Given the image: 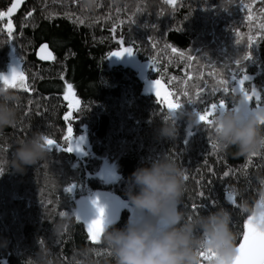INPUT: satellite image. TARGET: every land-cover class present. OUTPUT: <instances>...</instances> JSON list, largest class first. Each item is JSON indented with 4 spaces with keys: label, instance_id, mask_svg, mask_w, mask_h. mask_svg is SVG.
<instances>
[{
    "label": "trees",
    "instance_id": "16d2710c",
    "mask_svg": "<svg viewBox=\"0 0 264 264\" xmlns=\"http://www.w3.org/2000/svg\"><path fill=\"white\" fill-rule=\"evenodd\" d=\"M0 13L12 23L6 28L0 19V75L14 58L23 76L21 87L2 86L14 97L17 120L0 130V264H43L41 256L53 264H113L102 232L92 240L76 217L77 203L103 186L119 206L106 224L123 227L136 213L128 177L165 153L187 177V217L228 209L239 245L249 217L244 202L251 207L264 193V149L249 157L221 149L212 105L234 107L240 91L249 105L257 102L254 91L264 97V0H95L91 7L85 0H0ZM43 42L50 63L35 59ZM126 47L147 63L144 79L111 59ZM153 81L165 98L144 91ZM67 87L75 109L67 107ZM166 101L185 113L175 120L174 140L158 135L173 114ZM36 131L54 144L18 171L14 150ZM76 135L87 140L84 156L63 150ZM102 161L116 174L107 186L96 176Z\"/></svg>",
    "mask_w": 264,
    "mask_h": 264
},
{
    "label": "clouds",
    "instance_id": "9594fccd",
    "mask_svg": "<svg viewBox=\"0 0 264 264\" xmlns=\"http://www.w3.org/2000/svg\"><path fill=\"white\" fill-rule=\"evenodd\" d=\"M85 2L91 7L95 0ZM13 101L11 92L0 86V130L14 125L17 120ZM183 114L177 110L169 119L162 120L158 135L174 140L175 120ZM213 135L221 149L234 148L240 156L260 152L264 149V106L249 107L241 95L236 106L214 114ZM48 151L44 134L33 132L16 146L12 166L23 171L25 166L43 159ZM185 180L183 170L167 153L132 171L126 195L135 216L123 227L103 226L102 240L113 264H203L201 253L208 257L207 264H233L238 252L230 212L218 207L207 215H194L189 219L181 207ZM244 204L253 223L264 228L261 221L264 193L253 206L249 207L246 201ZM40 261L53 264L48 256H41Z\"/></svg>",
    "mask_w": 264,
    "mask_h": 264
},
{
    "label": "snow or ice",
    "instance_id": "6c2138e0",
    "mask_svg": "<svg viewBox=\"0 0 264 264\" xmlns=\"http://www.w3.org/2000/svg\"><path fill=\"white\" fill-rule=\"evenodd\" d=\"M11 11L12 10L9 9V13ZM0 16H3V13H0ZM133 53L134 52H133V49L131 47H126L122 51H117V52L111 53L110 57L115 56V57L119 58L125 54L132 55ZM249 58H250V55L245 57V59H249ZM237 63H239V62H237ZM18 75H21V78H22V74H18L15 71V69H13L10 77L0 75V80H2L5 85H8L11 83L12 86L15 87L16 86L15 81H16ZM233 79H235V77H233ZM245 79H248V77H245ZM153 83L155 86L156 95L159 96L161 94L160 87H159L160 82L155 81ZM241 83H242V81H241ZM253 95L256 96L257 99H259V95L255 91L253 92ZM244 97H245L247 102H249V100L251 99V97H249L247 93H245ZM70 107H71V105H70ZM180 107L181 106L178 104L168 102V109L170 110V113H175L176 110ZM217 108L220 110V109H224L227 107L223 102H221L219 105L213 104L212 105V112L215 113ZM245 108L247 110V105H245ZM199 120L204 121L205 117L203 115H200ZM68 131H69V133H71L72 129L69 128ZM44 139H45V142L48 144L49 149H51L53 144H54V141L51 139H48L47 137H44ZM66 139H68V137H66ZM81 139L82 138H76V140H75L76 147H72L71 143H70L69 147H67L66 149H63V150L69 151V152L73 151V150L79 151ZM185 179H187V177H185ZM71 188L72 187H70L67 190L71 191ZM92 203L94 205H96L97 215L94 219L91 220L88 227H89V232L91 234V238L95 241L97 239L99 233L103 231V226L105 224L104 223V209L101 205H99L97 200H93ZM261 221H264V213H261ZM244 228H245V232L243 235V241L244 242L241 243L239 245V247L237 248L238 255L234 259L233 264H264V228H259L256 224H254L253 218L250 216L248 217L247 221L245 222ZM201 255H202V257L208 259V257L205 256L204 253H201Z\"/></svg>",
    "mask_w": 264,
    "mask_h": 264
},
{
    "label": "rangeland",
    "instance_id": "374dc122",
    "mask_svg": "<svg viewBox=\"0 0 264 264\" xmlns=\"http://www.w3.org/2000/svg\"><path fill=\"white\" fill-rule=\"evenodd\" d=\"M20 1V0H19ZM18 1V2H19ZM18 2H17V4H18ZM12 9V8H11ZM6 17L7 16H9L8 15V13H6V15H5ZM10 22V20L9 19H7V23H9ZM10 24H11V22H10ZM122 50V49H121ZM117 51H119V50H117ZM117 51H115V52H117ZM133 57V56H132ZM134 58V57H133ZM135 59V58H134ZM16 60V59H15ZM119 60V59H118ZM17 61V63H18V67H17V69H16V72L18 73V74H21L20 72H19V61L18 60H16ZM120 61H122L121 63H123L124 64V62H123V60L122 59H120ZM125 65V64H124ZM10 62H8V64H7V72L6 73H3V74H1V75H3V76H11V73H12V71H10ZM126 66H128V65H126ZM131 67V66H130ZM22 78H23V76H22ZM21 78V75H18L17 76V79H16V81H15V84H16V86L15 87H13L12 86V84L10 83V84H8V85H5L4 84V82L2 81V80H0V86H4V87H10V88H16V87H21L22 86V82H23V79ZM242 91H240L239 93V96L237 97V101H236V105L238 104V101H239V98H240V96L241 95H243V93H241ZM71 96H73V93H72V91H71V89H69V87H67V89H66V91H65V94H64V97L65 98H70ZM74 98H75V96H74ZM76 99V98H75ZM252 103V104H251ZM250 103V105H249V107H259V106H264V97H261L260 95H259V99H257V102H251ZM165 105L167 106L168 105V101H166L165 102ZM76 138H82L81 139V144H80V151L82 152L81 153V156H84V154L86 153V151H87V149H88V143H87V140L83 137V135H76V136H72V137H69V139H68V144L70 145V143L72 144V143H74L75 142V140H76ZM109 170H112L113 172H114V170H113V167L111 166V165H109V164H107L105 161H102V163H101V165L98 167V169H97V172H96V176L99 178V179H101V181H102V183H103V185L104 186H107V184L109 183V182H112V181H105L104 180V177H105V174H106V172L107 171H109ZM100 191H103L102 189L100 190ZM99 192V191H98ZM97 193V192H96ZM96 193H92V194H90L88 197H85V198H83V199H81V200H79L78 201V203H77V208H76V217L79 219V220H81L84 224H85V226H86V229H87V231H88V233H89V236H90V238H91V234H90V232H89V224H88V221H89V218L90 219H94L95 217H96V215H97V209H96V205H94L93 203H92V201L93 200H97L98 201V203H99V205H101L102 207H103V209H104V218H107V217H110L112 214H113V211H114V208L118 205V202H117V200L113 197V195L110 193V191H106V194L105 195H103V194H96ZM96 194V195H95ZM86 199L89 201V203L91 204V206H89V207H87L86 205H85V203H86ZM128 210H129V213L131 214V212L132 211H134L132 208L131 209H129V208H127ZM136 214V213H135ZM135 216V215H134ZM248 219V218H247ZM247 219L245 220V222L247 221ZM245 222H244V224H245ZM244 232H245V228L243 227V234H242V238H241V241H240V243H239V245L241 244V243H243L244 241H243V235H244ZM92 239V238H91ZM93 240V239H92ZM239 245L237 246V248L239 247ZM202 262H203V264H207V259L206 258H204L203 257V260H202Z\"/></svg>",
    "mask_w": 264,
    "mask_h": 264
},
{
    "label": "water",
    "instance_id": "95a60500",
    "mask_svg": "<svg viewBox=\"0 0 264 264\" xmlns=\"http://www.w3.org/2000/svg\"><path fill=\"white\" fill-rule=\"evenodd\" d=\"M3 18H5V17L0 16V19H3ZM122 50H120V51H122ZM34 56H35V59L41 63H50L53 60L54 55H53V52L51 51V49L48 47L47 43L43 42V43H40L38 46H36V48L34 50ZM115 58L117 60L122 59L125 65L131 66L135 70H139L138 71L139 79L142 80L145 78V71L147 68L146 62H140L139 60L134 59L131 55H128V54H125L119 58H117V57H115ZM9 67H10L11 71H13V69H15V71H16V69L18 67V63L14 58H10V66ZM153 82H155V81H153ZM153 82L148 83L144 87V91L148 92V93L152 92L156 95L155 86H154ZM159 87H160L161 94L159 96H157V95L156 96L165 98L167 92L164 90V88H163L164 86L161 82H160ZM67 100L69 101V105L72 104L74 108H76L78 106V102L74 99V96H71ZM80 144H81V141H80ZM71 146L76 147V143L75 142L72 143ZM71 152H73L76 157L80 156L82 153L80 150L79 151L73 150ZM115 178H116V174L112 170H109L106 172L104 180L105 181H113ZM88 205H89V201H87V203H86V206H88ZM120 206H121V208H124L125 203H121ZM117 207H119V206H117ZM116 210H118V208ZM117 213L118 212H115V215H117ZM91 220L92 219L89 218L88 224L91 222ZM108 222H110L109 219L105 218L104 223L106 224Z\"/></svg>",
    "mask_w": 264,
    "mask_h": 264
},
{
    "label": "flooded vegetation",
    "instance_id": "af4514ba",
    "mask_svg": "<svg viewBox=\"0 0 264 264\" xmlns=\"http://www.w3.org/2000/svg\"><path fill=\"white\" fill-rule=\"evenodd\" d=\"M18 1H19V0H15L16 3H17ZM7 19L10 20V18H9L8 16H7V17L5 16V18H3V19H1V20H3V21L5 22V27H6V28H10V26H11L12 23L10 24L11 20H10L9 23H7ZM111 59H112L113 61L117 60L114 56H111ZM117 61H118V62H122V61H120V59L117 60ZM147 83H148V82H147ZM146 85H147V84H145V86H146ZM145 86H144V87H145ZM243 96H244V94H243ZM65 99H66V101H67V98H65ZM67 102H68V103H67V107L72 108V109H75V108L73 107L72 104H70V105H71V107H70V105H69V101H67ZM76 108H77V107H76ZM101 189H102L103 191H100ZM101 189L95 191V193L97 192L96 194H103V195H105L107 190H106L103 186H101ZM98 191H99V192H98ZM96 194H95V195H96ZM111 194H112L113 197L116 199V196H115L113 193H111ZM89 206H91L90 203H89V205H88L87 207H89ZM117 206H118V205H117ZM117 206L114 208V211H113L114 214H115V212H118V210H116V209L118 208ZM124 208H125V207H124ZM124 208H123V209H124Z\"/></svg>",
    "mask_w": 264,
    "mask_h": 264
}]
</instances>
